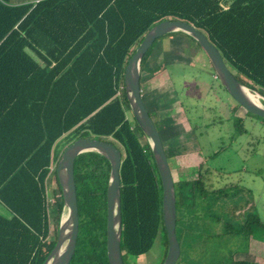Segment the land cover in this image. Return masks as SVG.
I'll use <instances>...</instances> for the list:
<instances>
[{
  "label": "trees",
  "instance_id": "16d2710c",
  "mask_svg": "<svg viewBox=\"0 0 264 264\" xmlns=\"http://www.w3.org/2000/svg\"><path fill=\"white\" fill-rule=\"evenodd\" d=\"M173 19L201 30L235 77L264 94V0H40L18 6L0 0V207L11 214L0 213V264H44L55 248L52 217H57L59 228L65 205L56 169L58 197L49 202L50 167L64 151L59 150L60 140L67 139L68 146L79 138L107 140L122 150L124 263L147 254L159 236L164 263L168 238L162 182L148 142L140 140L145 135L135 118H129L124 72L146 33ZM177 34L189 37L181 32L163 36L144 56L141 83L146 90L155 87L153 76L162 69L150 68L153 47ZM173 89L171 85L162 95L166 114L176 102L170 99L175 98ZM165 152L168 161L181 154L180 148ZM200 167L199 178L174 184L181 256L182 244L194 238L186 213L199 217L200 203L210 192L227 195L228 186L213 190L209 168ZM110 170V163L96 152L83 153L75 161L80 224L70 264H109ZM247 217L239 231L261 225L254 212ZM234 228L228 224L225 233ZM230 258L228 264H264Z\"/></svg>",
  "mask_w": 264,
  "mask_h": 264
},
{
  "label": "rangeland",
  "instance_id": "374dc122",
  "mask_svg": "<svg viewBox=\"0 0 264 264\" xmlns=\"http://www.w3.org/2000/svg\"><path fill=\"white\" fill-rule=\"evenodd\" d=\"M184 37L161 39L153 47L149 64L151 68L162 65L161 71L153 76L155 84L159 85L169 77L171 80L163 86L166 89L158 88L149 94L145 93V102L148 99L150 111L153 115L157 113L158 130H161L159 127L164 129L165 151L169 152L171 148L181 150L180 156L177 154L169 159L175 182L199 178L200 166L203 165L210 170L208 175L213 178V190L226 185L228 187L225 197H216L217 193L207 194L208 197L198 208L199 217L186 213V225L192 227L194 238L187 245L182 244V256L177 264H182L184 259L186 261L183 264H228L233 255L237 260L262 262L264 120L247 114L239 106L221 82L215 79L216 76L212 75L204 51L191 37ZM171 85L176 102L168 118L165 116L166 111L160 110L158 106L163 103L162 95ZM250 91L259 95L264 106L262 89ZM132 117L129 114V118ZM192 124L196 127L194 131ZM140 140L143 144L147 142L145 137L140 136ZM59 143V150L63 151L68 140L61 139ZM48 180L50 188L56 189L55 175ZM52 210L55 211V207ZM250 212L259 216L261 225L239 231V225L246 221ZM0 213L11 215L3 207H0ZM228 224L235 227L230 234L225 233ZM51 226V239H55L58 236V219L55 215ZM249 233L250 236L246 237ZM164 247L163 238L159 236L147 254L129 258L127 262L160 264Z\"/></svg>",
  "mask_w": 264,
  "mask_h": 264
},
{
  "label": "water",
  "instance_id": "95a60500",
  "mask_svg": "<svg viewBox=\"0 0 264 264\" xmlns=\"http://www.w3.org/2000/svg\"><path fill=\"white\" fill-rule=\"evenodd\" d=\"M181 32L197 42L209 59L216 78L230 96L246 111L264 118V106H259L251 96L253 93L243 85L226 65L220 51L208 37L192 24L179 20H164L153 26L129 59L124 72V88L133 117L145 135L156 162L163 187V222L168 238V252L163 264H177L181 256L176 233L177 209L175 180L166 156L159 131L149 114L142 97V60L154 42L168 34ZM255 95V94H254ZM96 152L110 163L107 187V256L109 264H125L121 250L122 212L121 179L122 150L107 140L79 138L62 152L56 167L65 205L58 228L57 243L44 264H70L77 248L79 236V209L74 174L76 159L83 153Z\"/></svg>",
  "mask_w": 264,
  "mask_h": 264
},
{
  "label": "crops",
  "instance_id": "0c3cea01",
  "mask_svg": "<svg viewBox=\"0 0 264 264\" xmlns=\"http://www.w3.org/2000/svg\"><path fill=\"white\" fill-rule=\"evenodd\" d=\"M6 1H7V3L10 4V5L18 6V5H23V4L35 3V2H38V1H40V0H6ZM167 38H171V39L180 38V39H181V38H186V37H184V35H178V34H177V35H175V36H171V37H167ZM165 39H166V38H164V39H162V40L164 41ZM166 59H167V58H166ZM166 59H165V60H166ZM165 62L167 63V60H166ZM165 62H164V63H165ZM150 68H151V66H150ZM152 69H153V68H152ZM141 72H142V69H141ZM169 79L171 80L170 77H169ZM169 79H167V78L164 79L159 85H155V87H154V88H150V90H148V89L146 90L145 87H144V86L142 85V83H141L142 97H143L144 104H145V106H146L148 112H150V114H151L153 117L157 116V113H156V115H153V114H152L153 112H151L150 109H149V108H150L149 106H150L151 103H150V101H149L148 99H147L148 102H145L146 98H145V95H144V94H145V93H146V94H147V93L149 94V92H151V91H153V90H156V89H158V88H159V89H161V88H162V89H166V87L163 88V86H164L165 84H166V85L169 84V81H170ZM170 89H171V88H170ZM170 89H169V90H170ZM170 98H171V96H170ZM155 99H158V98H155ZM171 99H172V100H174V99L176 100V97H175L174 99H173V97H172ZM175 100H174V101H175ZM151 102H153V100H152ZM146 103H148V105H147ZM158 107H159L160 110H163V109H164V107H163L162 104H160V103H159V106H158ZM153 110H154V109H153ZM164 111H165V110H164ZM166 113H167V111H166ZM158 115H159V114H158ZM165 116L168 117V116H170V114H165ZM166 117H165V118H166ZM168 118H169V117H168ZM156 120L158 121V119H156ZM172 121H173V119H172ZM155 124H156V123H155ZM156 125H157V124H156ZM156 127H157V126H156ZM157 129H158V128H157ZM159 129H161V130H158V131H159V134H160V136H161V138H162V141H163L164 129H162V128H160V127H159ZM162 134H163V135H162ZM164 137H165V136H164ZM163 144H165V139H164V141H163ZM164 148H165V145H164ZM165 149H166V148H165ZM171 149H173V148H171ZM169 150H170V149H169ZM173 158H174V157H173ZM173 158H172V159H173ZM172 174H173V172H172ZM173 178H174V175H173Z\"/></svg>",
  "mask_w": 264,
  "mask_h": 264
},
{
  "label": "built area",
  "instance_id": "2783aa9c",
  "mask_svg": "<svg viewBox=\"0 0 264 264\" xmlns=\"http://www.w3.org/2000/svg\"><path fill=\"white\" fill-rule=\"evenodd\" d=\"M56 167H57V163H53L52 165H51V167H50V170H51V173H50V175H49V178L54 174V170L56 169ZM48 178V179H49ZM49 181V180H48ZM47 181V193H48V196H49V202L50 203H52V202H54L55 200H56V198L58 197V192H57V190L56 189H52V188H50V186H49V182ZM54 196L56 197V198H54Z\"/></svg>",
  "mask_w": 264,
  "mask_h": 264
},
{
  "label": "bare ground",
  "instance_id": "6f19581e",
  "mask_svg": "<svg viewBox=\"0 0 264 264\" xmlns=\"http://www.w3.org/2000/svg\"><path fill=\"white\" fill-rule=\"evenodd\" d=\"M251 98L259 105V106H262V103H261V101L262 100H260V97H259V95H252L251 96Z\"/></svg>",
  "mask_w": 264,
  "mask_h": 264
},
{
  "label": "clouds",
  "instance_id": "9594fccd",
  "mask_svg": "<svg viewBox=\"0 0 264 264\" xmlns=\"http://www.w3.org/2000/svg\"><path fill=\"white\" fill-rule=\"evenodd\" d=\"M216 78V77H215Z\"/></svg>",
  "mask_w": 264,
  "mask_h": 264
}]
</instances>
